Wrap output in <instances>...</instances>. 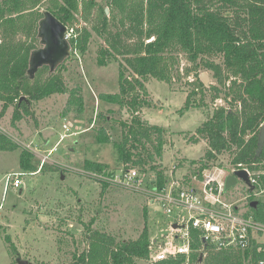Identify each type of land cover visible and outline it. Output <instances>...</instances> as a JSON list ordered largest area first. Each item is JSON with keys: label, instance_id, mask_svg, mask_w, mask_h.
I'll return each mask as SVG.
<instances>
[{"label": "rangeland", "instance_id": "1", "mask_svg": "<svg viewBox=\"0 0 264 264\" xmlns=\"http://www.w3.org/2000/svg\"><path fill=\"white\" fill-rule=\"evenodd\" d=\"M26 3L29 8L14 27L16 32L5 34V25L0 22V44L10 38L23 50L28 46L41 47L37 36L40 14L63 2L26 0ZM145 3L146 0H76L75 10L66 23L70 33L67 39L70 55L53 72H49L47 66L40 67L27 82L29 85L43 83L48 75L55 73L62 78L66 91L39 100L30 99L28 94L20 91L30 102L28 113L19 110V119L14 118L15 103L2 111L0 99V264H17V257L32 264H68L74 254L88 250L92 241L98 244L102 238V245L114 247L121 240L136 239L144 229L152 239L160 233L162 226L166 227L164 219L149 201L148 179L156 174L147 164L144 166L148 174L146 186L139 190L112 184L104 188L84 169L85 160L102 162L109 167L121 166L112 143L96 137L98 114H106L112 108L111 116L115 121H129L130 115L116 104L100 101L98 94L118 91L119 69L126 67L120 52L131 51L139 40L126 33L130 24L127 15L133 8L135 11L144 9ZM103 9L107 10L104 25ZM85 33L88 34L87 46L80 51L77 45ZM109 40L117 49L112 48L113 55L105 65H100L97 60L102 55L101 50L110 46ZM149 40L144 38V42ZM166 63L170 75L168 81L153 76L144 80L152 105L142 108L139 113L140 117L164 130L163 152L155 163L167 177L172 175L180 180L189 177L195 186L200 184L198 173L203 171L230 174L236 166L231 163L232 155L225 152L210 160L208 167L200 169L205 161L207 144L203 139L194 142L193 137H197L196 127L216 105H230L229 99L211 100L215 93L211 86L221 89V97L223 91L235 89H231L232 77L224 84L219 83L212 71L192 64L178 47L168 52ZM131 71L130 68L123 70L129 79L134 76ZM202 73L208 76L206 84L200 79ZM191 91L195 92L193 102H201L202 106L184 108L186 95ZM71 92L82 98L81 108L73 105L66 109ZM234 108L239 109L240 104ZM65 123L67 130L63 127ZM23 149L33 153L31 162L37 168L35 171L20 168ZM263 165L254 167V171L262 169ZM16 172L20 174L22 184L15 187L9 181L4 190L6 175ZM260 184L253 192L238 181L225 191L224 199L236 202L241 211H249L252 200H264V177ZM257 240L263 242L264 234ZM197 253L199 259L201 257L199 261L187 260L183 264H204L207 251L199 249ZM103 254L108 257L106 251ZM135 261V264L154 263L150 256Z\"/></svg>", "mask_w": 264, "mask_h": 264}, {"label": "trees", "instance_id": "2", "mask_svg": "<svg viewBox=\"0 0 264 264\" xmlns=\"http://www.w3.org/2000/svg\"><path fill=\"white\" fill-rule=\"evenodd\" d=\"M62 2L47 10L66 25L75 10L76 0ZM28 5L26 0H0V22L5 25V34L16 32L14 27L28 10ZM105 13L103 9V25L106 22ZM127 17L130 20L127 35L139 40L131 51L126 49V52L120 53L126 61L123 70L130 68L134 76L129 79L120 68L118 91L98 94L100 101L116 104L130 115L129 121H115L111 116L114 113L112 108L106 114H98L96 137L112 143L117 162L125 167L138 166L144 172L147 171L144 167L147 164L148 169L156 174L155 183L158 186L167 179L163 169L155 163L163 152L164 130L160 125L140 117L139 113L142 108L152 105L144 80L153 76L168 81L170 75L166 55L172 48L178 47L192 64L212 71L219 83L224 84L226 79L232 77L231 89L235 88L229 92L223 91L220 97L221 89L211 86L215 91L211 100L229 99L230 105H216L196 127L197 137H193L194 142L203 139L207 144L205 161L200 169L208 167L210 160L224 152L232 155L231 163L236 167L240 164L254 168L264 164V144L261 149L258 146L259 129L264 122V0H146L144 9L135 11L133 8ZM87 38L88 34L85 33L77 45L80 51L86 49ZM144 38L150 40L144 42ZM109 42L110 46L101 50L102 55L97 60L100 65H105L113 55L112 48L117 49L114 42ZM33 49L28 46L23 50L13 44L10 38L0 44L2 111L15 103V119L21 118L19 110L29 112L30 100L21 95L20 91L34 100L66 91L62 78L55 73L48 75L43 83L27 84L31 80L27 76V69ZM199 84L204 88L203 83ZM193 93H187L184 108L203 105L201 102H193ZM237 104H240L239 109L234 108ZM73 105L81 108L82 98L71 92L66 109ZM32 156L33 153L27 149L20 152L21 169H37L31 162ZM84 169L90 173L112 175L118 167L85 160ZM96 180L104 188L110 184ZM248 209L256 221L264 224V200L257 201L253 207L249 204ZM6 239L9 241L8 237ZM103 241L102 238L98 244L92 241L88 250L74 254L68 264H135L136 258L145 259L149 256L150 238L146 229L136 239L121 240L114 247H105ZM202 246L198 236H194L190 261L200 260L197 250ZM105 251L107 258L103 256ZM205 251L204 264H259V260L264 258L262 244L255 241L244 249L208 248ZM185 260L184 255H177L153 264H183Z\"/></svg>", "mask_w": 264, "mask_h": 264}, {"label": "built area", "instance_id": "3", "mask_svg": "<svg viewBox=\"0 0 264 264\" xmlns=\"http://www.w3.org/2000/svg\"><path fill=\"white\" fill-rule=\"evenodd\" d=\"M69 35V29H66L65 38L68 39ZM63 127L65 130L68 128L66 123ZM236 169L247 171L253 192L260 188V179L264 177V165L262 169L254 171L253 168L239 164L232 168L230 173ZM91 174L112 185L135 190L146 186L145 179L148 177L147 172L136 166L124 165L112 175ZM198 176L201 180L198 179L200 184L197 186L190 183L189 177L180 180L171 175L161 186L155 183V175L150 178L151 180L148 179L149 201L166 223V227L162 226L160 233L150 239V258L155 262L184 255L187 261L193 252L191 243L194 236H198L203 244L200 250L244 249L253 241L262 244L264 249V241L257 240V237L264 234V224L256 221L249 211H241L236 202L224 199L226 175L208 170L198 173ZM9 181L15 187L22 184L20 174L17 172L6 175L4 190L7 189ZM246 187L249 190L248 185ZM258 263L264 264V258Z\"/></svg>", "mask_w": 264, "mask_h": 264}, {"label": "water", "instance_id": "4", "mask_svg": "<svg viewBox=\"0 0 264 264\" xmlns=\"http://www.w3.org/2000/svg\"><path fill=\"white\" fill-rule=\"evenodd\" d=\"M107 11V10H105ZM67 26L61 22L50 11H43V15L38 21L37 36L40 40L41 47L33 49L29 55L27 76L33 78L36 71L43 66L49 68V72H53L55 68L61 64L66 57L70 55V44L65 38ZM200 79L203 83L208 82V76L206 73L200 75ZM23 97V96H22ZM264 144V123L259 129L258 146L261 149ZM73 148H70L72 150ZM238 181H242L249 187V191L253 190V186L250 185L248 180V174L245 169H236L232 173L225 176L224 179V191H227L231 187L235 186ZM22 189H19V193ZM256 200L250 202V206H255ZM175 226V225H174ZM201 259V257H200ZM17 264H32L27 259L16 258Z\"/></svg>", "mask_w": 264, "mask_h": 264}, {"label": "flooded vegetation", "instance_id": "5", "mask_svg": "<svg viewBox=\"0 0 264 264\" xmlns=\"http://www.w3.org/2000/svg\"><path fill=\"white\" fill-rule=\"evenodd\" d=\"M250 204V203H249Z\"/></svg>", "mask_w": 264, "mask_h": 264}]
</instances>
